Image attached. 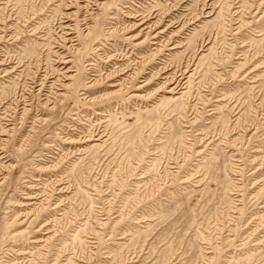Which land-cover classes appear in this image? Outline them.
Returning a JSON list of instances; mask_svg holds the SVG:
<instances>
[{"label":"rangeland","instance_id":"rangeland-1","mask_svg":"<svg viewBox=\"0 0 264 264\" xmlns=\"http://www.w3.org/2000/svg\"><path fill=\"white\" fill-rule=\"evenodd\" d=\"M0 264H264V0H0Z\"/></svg>","mask_w":264,"mask_h":264},{"label":"bare ground","instance_id":"bare-ground-1","mask_svg":"<svg viewBox=\"0 0 264 264\" xmlns=\"http://www.w3.org/2000/svg\"><path fill=\"white\" fill-rule=\"evenodd\" d=\"M66 29H69L68 27H66ZM70 30V29H69Z\"/></svg>","mask_w":264,"mask_h":264}]
</instances>
